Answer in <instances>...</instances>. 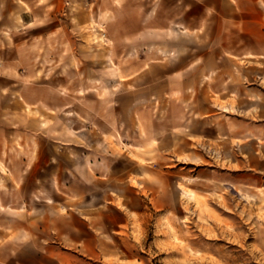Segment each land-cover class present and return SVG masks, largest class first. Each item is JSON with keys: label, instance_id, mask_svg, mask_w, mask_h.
Returning a JSON list of instances; mask_svg holds the SVG:
<instances>
[{"label": "rangeland", "instance_id": "obj_1", "mask_svg": "<svg viewBox=\"0 0 264 264\" xmlns=\"http://www.w3.org/2000/svg\"><path fill=\"white\" fill-rule=\"evenodd\" d=\"M3 3L0 264H264V0Z\"/></svg>", "mask_w": 264, "mask_h": 264}, {"label": "crops", "instance_id": "obj_2", "mask_svg": "<svg viewBox=\"0 0 264 264\" xmlns=\"http://www.w3.org/2000/svg\"><path fill=\"white\" fill-rule=\"evenodd\" d=\"M2 2H5L2 4V8L7 11V14L10 13L12 8H16V3L18 2H32V1H38V0H0ZM78 0H63V3L65 2L66 4H72ZM18 5V4H17ZM68 7V6H67ZM73 8V6L71 7ZM69 13H71V10H69ZM98 38L95 40H98L101 36V33H99ZM170 51L169 50H164V54L167 55ZM110 60V57H108ZM53 217V215H51ZM83 221V219H81ZM108 236L107 234L104 233H97V232H84V233H79V232H63L59 233L57 235L51 234V236L48 237L47 242L49 243L46 245V251L51 252V256L56 253V257H65L66 255L72 253L79 258L83 259V256L85 255L87 257L93 258L95 261L98 259L96 254L101 253V248L102 244H107V238L103 236ZM125 236V235H122ZM122 242L128 243L129 242V237H121ZM131 242V240H130ZM123 252L125 253L126 257L131 258L132 256L135 255V252L129 248V246H123L121 247ZM94 264H97L94 262Z\"/></svg>", "mask_w": 264, "mask_h": 264}, {"label": "bare ground", "instance_id": "obj_3", "mask_svg": "<svg viewBox=\"0 0 264 264\" xmlns=\"http://www.w3.org/2000/svg\"><path fill=\"white\" fill-rule=\"evenodd\" d=\"M99 34L98 33H95L94 37L95 38H98ZM92 37V36H91ZM92 39V38H91Z\"/></svg>", "mask_w": 264, "mask_h": 264}]
</instances>
